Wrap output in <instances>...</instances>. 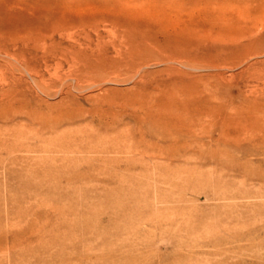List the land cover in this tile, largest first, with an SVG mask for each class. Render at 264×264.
Returning <instances> with one entry per match:
<instances>
[{"label": "rangeland", "instance_id": "rangeland-1", "mask_svg": "<svg viewBox=\"0 0 264 264\" xmlns=\"http://www.w3.org/2000/svg\"><path fill=\"white\" fill-rule=\"evenodd\" d=\"M0 264H264V0H0Z\"/></svg>", "mask_w": 264, "mask_h": 264}, {"label": "bare ground", "instance_id": "bare-ground-1", "mask_svg": "<svg viewBox=\"0 0 264 264\" xmlns=\"http://www.w3.org/2000/svg\"><path fill=\"white\" fill-rule=\"evenodd\" d=\"M249 128V127H248ZM250 129V128H249ZM247 130V129H246ZM251 130V129H250ZM245 131V130H244ZM247 132V131H246Z\"/></svg>", "mask_w": 264, "mask_h": 264}]
</instances>
